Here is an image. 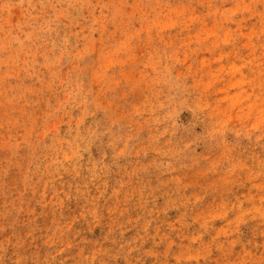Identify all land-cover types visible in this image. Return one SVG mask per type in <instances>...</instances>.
<instances>
[{"label":"rangeland","instance_id":"obj_1","mask_svg":"<svg viewBox=\"0 0 264 264\" xmlns=\"http://www.w3.org/2000/svg\"><path fill=\"white\" fill-rule=\"evenodd\" d=\"M0 264H264V0H0Z\"/></svg>","mask_w":264,"mask_h":264}]
</instances>
